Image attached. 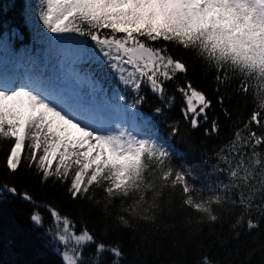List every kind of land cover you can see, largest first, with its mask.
I'll return each instance as SVG.
<instances>
[{"label": "snow or ice", "instance_id": "snow-or-ice-1", "mask_svg": "<svg viewBox=\"0 0 264 264\" xmlns=\"http://www.w3.org/2000/svg\"><path fill=\"white\" fill-rule=\"evenodd\" d=\"M217 104L232 131L209 145ZM0 141V212L58 264H154L186 241L190 264H223L205 227L264 228V0H24L0 21ZM17 253L0 235V264Z\"/></svg>", "mask_w": 264, "mask_h": 264}, {"label": "trees", "instance_id": "trees-1", "mask_svg": "<svg viewBox=\"0 0 264 264\" xmlns=\"http://www.w3.org/2000/svg\"><path fill=\"white\" fill-rule=\"evenodd\" d=\"M24 0H0V21L12 19L19 12L20 6ZM194 82L201 88H205L208 95L215 100V93L209 88V81L201 75L199 70L195 74H191ZM257 100L255 90H251L247 97H235L230 103L226 101V106L233 112V120L237 116L247 118L250 115L255 101ZM221 106L215 105V114L220 116L221 132L220 137H212L208 140L209 145L220 143L221 140L230 135L232 128L228 121L220 111ZM214 113L209 112L212 116ZM195 135H199L196 133ZM5 146L4 142L0 141V149ZM198 153L189 152L186 157H177V163L182 159L194 160L198 159ZM4 153L0 151V181L6 178L3 166ZM10 178V177H9ZM34 194H36L34 192ZM23 205L21 201H16L14 207ZM43 211V210H42ZM45 223H48L49 216L44 214ZM0 235L14 237L18 253L16 259L23 264H58L59 258L52 254L39 238L36 231L26 214L12 212L11 210L0 212ZM204 236L208 237V251L214 261H222L223 264H245L249 260L247 251L251 248H259L264 244V228L248 231L246 228L242 230L239 239H234V234L230 231V224L225 222L215 226V234L209 235V229L204 228ZM167 246L154 253L149 259L154 264H190L193 257V244L190 241L185 242L184 249H173L170 243L166 242ZM239 249V251H237ZM250 264H262V259L259 253L251 257Z\"/></svg>", "mask_w": 264, "mask_h": 264}]
</instances>
